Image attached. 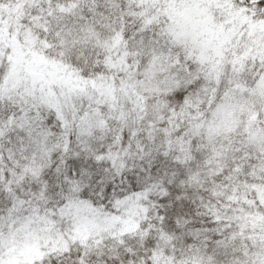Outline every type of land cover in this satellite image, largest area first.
I'll return each instance as SVG.
<instances>
[{
  "label": "snow or ice",
  "instance_id": "1",
  "mask_svg": "<svg viewBox=\"0 0 264 264\" xmlns=\"http://www.w3.org/2000/svg\"><path fill=\"white\" fill-rule=\"evenodd\" d=\"M0 264H264V0H0Z\"/></svg>",
  "mask_w": 264,
  "mask_h": 264
}]
</instances>
